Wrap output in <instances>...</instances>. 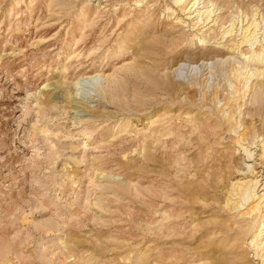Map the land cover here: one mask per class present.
Returning <instances> with one entry per match:
<instances>
[{
	"label": "rangeland",
	"instance_id": "rangeland-1",
	"mask_svg": "<svg viewBox=\"0 0 264 264\" xmlns=\"http://www.w3.org/2000/svg\"><path fill=\"white\" fill-rule=\"evenodd\" d=\"M263 167L264 0H0V264H264Z\"/></svg>",
	"mask_w": 264,
	"mask_h": 264
},
{
	"label": "bare ground",
	"instance_id": "bare-ground-1",
	"mask_svg": "<svg viewBox=\"0 0 264 264\" xmlns=\"http://www.w3.org/2000/svg\"><path fill=\"white\" fill-rule=\"evenodd\" d=\"M210 17V15H209V13H208V15H206V17H205V21H207L208 20V18ZM209 21V20H208ZM203 24V23H202ZM249 25H251V24H249ZM256 26V25H255ZM250 26H248V28H249ZM202 29V28H201ZM253 29H255V28H253ZM247 30V29H246ZM253 32V31H252ZM226 33V32H225ZM228 33V32H227ZM244 38H246V37H244ZM242 44V43H241ZM235 48V47H234ZM262 50V49H261ZM261 52V51H260ZM261 54V53H260ZM261 56V55H260ZM243 136V135H242ZM240 142H242L241 140H240ZM263 146V145H262ZM244 153V152H243ZM249 154V153H248ZM262 156V155H261ZM247 157L249 158H251V155H247ZM247 158V159H248ZM264 168V167H263ZM249 169H250V167H249ZM254 180V179H253ZM264 180V177L262 178V180L261 181H263ZM261 181H259L258 182V180L256 179L253 183L251 182L250 184H251V186H250V188L251 189H253V188H255V187H261V186H263L264 187V182H262L261 183ZM258 183H259V185H258ZM236 184V183H235ZM233 187V186H232ZM237 187V189H238V186H236ZM246 187V186H245ZM248 188H245L246 190L247 189H249L250 190V188H249V186H247ZM253 187V188H252ZM235 189V188H234ZM241 189H243V191L245 190L244 188H241ZM255 190V189H254ZM253 190V191H254ZM262 190V189H261ZM251 191V190H250ZM244 193V192H243ZM250 193H252V192H250ZM231 194V193H230ZM246 194V192L243 194V195H245ZM255 194V193H254ZM263 195V194H262ZM230 197V196H229ZM241 197V196H240ZM244 197V196H243ZM242 197V198H243ZM248 197V196H247ZM254 197V196H253ZM256 197V196H255ZM235 198V197H234ZM261 198L262 197H260V196H258L257 197V199L256 200H254V199H252L251 200V202H249L248 203V205L245 207V208H243V209H240L239 207H234L235 209H237V214L239 215V216H247V215H249L250 213H252L254 210H256L257 208H258V206H259V204H260V202L258 201V200H260L261 201ZM244 199V198H243ZM263 199V198H262ZM240 203V202H239ZM235 204V203H234ZM241 204V203H240ZM244 205V204H243ZM238 206V205H237ZM230 207V206H229ZM235 209H233V210H235ZM231 210V209H230ZM236 211V210H235ZM260 225V224H259ZM260 227V226H259ZM260 233H261V230H259V232L257 233V235H260ZM260 237V236H259ZM257 238V237H256ZM257 253V252H256ZM259 254V253H258ZM257 254V255H258ZM264 255V254H263Z\"/></svg>",
	"mask_w": 264,
	"mask_h": 264
}]
</instances>
